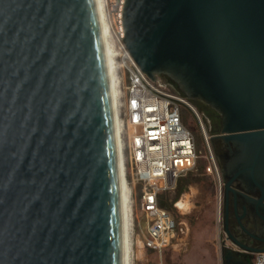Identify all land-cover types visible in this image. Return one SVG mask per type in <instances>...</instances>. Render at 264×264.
<instances>
[{
  "label": "water",
  "instance_id": "water-1",
  "mask_svg": "<svg viewBox=\"0 0 264 264\" xmlns=\"http://www.w3.org/2000/svg\"><path fill=\"white\" fill-rule=\"evenodd\" d=\"M124 30L149 78L219 114L241 151L226 192L263 190L264 0H126ZM0 264H123L95 0H0Z\"/></svg>",
  "mask_w": 264,
  "mask_h": 264
},
{
  "label": "built area",
  "instance_id": "built-area-1",
  "mask_svg": "<svg viewBox=\"0 0 264 264\" xmlns=\"http://www.w3.org/2000/svg\"><path fill=\"white\" fill-rule=\"evenodd\" d=\"M102 3L117 50L119 95L115 118L120 125V162L131 206L132 256L136 224L141 229L137 243L142 250L162 253L177 238L180 223L161 205L162 197L176 189L181 177L196 170L203 154L185 124L183 110L199 115L189 100L174 91L162 76L149 78L127 51L126 0H102ZM204 141L208 147L205 169L218 181L221 204V172L205 131ZM253 264H264V252L255 253Z\"/></svg>",
  "mask_w": 264,
  "mask_h": 264
},
{
  "label": "rangeland",
  "instance_id": "rangeland-1",
  "mask_svg": "<svg viewBox=\"0 0 264 264\" xmlns=\"http://www.w3.org/2000/svg\"><path fill=\"white\" fill-rule=\"evenodd\" d=\"M116 56L115 48V74L118 63ZM189 102L199 117L184 109V121L193 132L197 146L203 154L198 159L196 170L181 177L176 189L165 192L162 197V203L167 205L180 222L177 238L162 253L143 251L137 243V235L141 233V229L136 224L131 264H233L229 263L224 251L225 235L222 230L219 184L215 176L207 173L205 169L208 165V147L204 141V131L213 151V110L203 103L198 106L190 100ZM180 201L185 204V208L178 207Z\"/></svg>",
  "mask_w": 264,
  "mask_h": 264
},
{
  "label": "flooded vegetation",
  "instance_id": "flooded-vegetation-1",
  "mask_svg": "<svg viewBox=\"0 0 264 264\" xmlns=\"http://www.w3.org/2000/svg\"><path fill=\"white\" fill-rule=\"evenodd\" d=\"M188 100L198 106L202 103ZM205 106L213 110L211 142L223 184L221 221L226 258L233 264H253L255 253L264 250V208L259 204L261 198L264 204V188L251 186L244 179L237 178L232 183V191L226 192V182L236 172L241 151L238 145L220 137V116L214 109ZM257 207L258 213L255 211Z\"/></svg>",
  "mask_w": 264,
  "mask_h": 264
},
{
  "label": "bare ground",
  "instance_id": "bare-ground-1",
  "mask_svg": "<svg viewBox=\"0 0 264 264\" xmlns=\"http://www.w3.org/2000/svg\"><path fill=\"white\" fill-rule=\"evenodd\" d=\"M98 10L101 35L104 44L106 63L108 69V76L110 82V91L112 99V107L114 112L115 136L118 149V163L120 175V196H121V212H122V238H123V264H131L132 261V219H131V206L129 199V191L123 179V171L120 162V125L115 118L116 107L118 104L119 86L115 74V46L111 39L109 30L107 28L105 14L103 9L102 0H95ZM117 69V68H116ZM117 71V70H116ZM178 207L185 208V204L180 201ZM131 237V239H130Z\"/></svg>",
  "mask_w": 264,
  "mask_h": 264
},
{
  "label": "trees",
  "instance_id": "trees-1",
  "mask_svg": "<svg viewBox=\"0 0 264 264\" xmlns=\"http://www.w3.org/2000/svg\"><path fill=\"white\" fill-rule=\"evenodd\" d=\"M163 78L170 83L169 79L165 76H163ZM174 91L178 92L176 88H173ZM161 205L164 207L163 203H161Z\"/></svg>",
  "mask_w": 264,
  "mask_h": 264
},
{
  "label": "crops",
  "instance_id": "crops-1",
  "mask_svg": "<svg viewBox=\"0 0 264 264\" xmlns=\"http://www.w3.org/2000/svg\"><path fill=\"white\" fill-rule=\"evenodd\" d=\"M163 205H164L165 208L169 209L166 204L163 203Z\"/></svg>",
  "mask_w": 264,
  "mask_h": 264
}]
</instances>
